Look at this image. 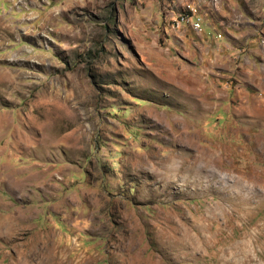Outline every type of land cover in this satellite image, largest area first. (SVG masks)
<instances>
[{
    "label": "rangeland",
    "instance_id": "1",
    "mask_svg": "<svg viewBox=\"0 0 264 264\" xmlns=\"http://www.w3.org/2000/svg\"><path fill=\"white\" fill-rule=\"evenodd\" d=\"M262 41L264 0H0V264H264Z\"/></svg>",
    "mask_w": 264,
    "mask_h": 264
},
{
    "label": "crops",
    "instance_id": "2",
    "mask_svg": "<svg viewBox=\"0 0 264 264\" xmlns=\"http://www.w3.org/2000/svg\"><path fill=\"white\" fill-rule=\"evenodd\" d=\"M205 21H206V23L210 24V26L208 25L207 28H209L211 26H219V23L214 22V20L211 21V20L206 19Z\"/></svg>",
    "mask_w": 264,
    "mask_h": 264
},
{
    "label": "built area",
    "instance_id": "3",
    "mask_svg": "<svg viewBox=\"0 0 264 264\" xmlns=\"http://www.w3.org/2000/svg\"><path fill=\"white\" fill-rule=\"evenodd\" d=\"M198 27H200V24L198 23ZM262 42H264V41H262Z\"/></svg>",
    "mask_w": 264,
    "mask_h": 264
}]
</instances>
